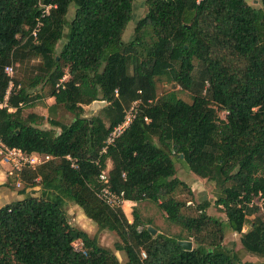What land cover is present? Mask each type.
I'll return each instance as SVG.
<instances>
[{
	"label": "trees",
	"instance_id": "1",
	"mask_svg": "<svg viewBox=\"0 0 264 264\" xmlns=\"http://www.w3.org/2000/svg\"><path fill=\"white\" fill-rule=\"evenodd\" d=\"M257 1L145 0V15L123 42L134 0H0V103L9 91L0 137L50 157L11 175L23 197L0 207V264H122L99 245L102 232L116 235L125 264H257L224 246L229 234L240 235L246 254L264 259V0ZM8 66L24 77L8 76ZM165 81L190 102L176 91L158 95ZM38 87L44 96L33 94ZM44 97L70 123L25 114ZM136 101L135 119L102 153ZM94 102L106 105L87 116L84 107ZM177 160L214 184L225 221L207 214V201L174 197L188 190L176 176ZM102 173L132 210L98 198ZM68 202L95 225L93 236L69 223ZM141 202L156 205L186 237L152 236L151 221L135 206ZM190 240V251L178 244Z\"/></svg>",
	"mask_w": 264,
	"mask_h": 264
},
{
	"label": "rangeland",
	"instance_id": "2",
	"mask_svg": "<svg viewBox=\"0 0 264 264\" xmlns=\"http://www.w3.org/2000/svg\"><path fill=\"white\" fill-rule=\"evenodd\" d=\"M145 0H134L133 2V8H132V19L128 22L127 27L124 31V34L122 36L123 42H128L133 35V30L135 27L136 22L142 18L145 15V6H144ZM247 3L251 6H258L257 0H247ZM72 15V9L69 13V17ZM66 32V30H65ZM62 46V41L58 43L56 50H60ZM38 60L33 59L30 61V66L27 68L28 72L27 74H31L33 71L32 67L37 65ZM15 66L13 68V75H15L16 71ZM25 75V72L21 73L20 69L18 68V71L15 76L18 78H23ZM68 76H65V80H67ZM47 89L45 87H38V89L33 92V94H40L45 95ZM170 91H176L178 93V97L190 102V97L186 91L181 90L179 87H174V85L170 82L165 81L162 84H158L157 86V93L158 95L170 92ZM53 99H50L48 97H44V99L37 103V106H35L32 109H26L25 114L28 112H35L38 115H42L46 118L50 119H59L63 121L65 124L70 123L72 120V116L64 111L63 108H59L56 112L52 111V109H48L49 106L53 104ZM85 111L87 112V116H89L91 111L98 110V109H92V107H84ZM96 114V113H93ZM220 117L224 118V113H220ZM46 125V124H45ZM107 167L110 168V162L107 163ZM175 168L177 171V178L184 182L188 190L179 189L174 194V197L181 201H186L187 204H193L197 205L203 201H207L210 204L209 209L207 210V214L209 216L218 218L222 221L226 220V217L224 213L219 209L217 206H215V190H214V184L212 182L202 180L197 178L192 172L189 171L186 163L182 160H177L175 163ZM23 185L21 182H19L18 177L13 178L9 174V167L2 164L0 162V207L8 204L12 201L21 199L23 196L20 195V190L22 189ZM37 190V189H36ZM257 204H263V200L260 198H257L254 200ZM133 204H126L124 205V210L126 212H129L132 210ZM138 209L140 215L145 221L150 220L152 223V227L156 230L157 233H162L167 236H177L180 235L182 237H186L185 232H183L178 226H175L168 222L165 218V214L154 204L150 202H141L135 205ZM65 212L68 216L69 223L79 228L86 233H88L90 236H93L96 233V227L95 225L87 219L81 209L77 207L76 205L72 203H67L65 205ZM130 219V217H129ZM249 226L246 225L243 228V232L248 231ZM239 234H229L225 240L223 241V244L227 248H233L234 251H236L241 259L243 261H249L257 264H264V259H260L254 256H251L249 254H246L242 249L241 245L239 243ZM118 241V238L115 234L110 232H102L99 235L98 243L101 247L109 249L112 251L118 258V260L122 263H126V256L122 252H116L114 249V243ZM189 242L192 243L190 240ZM74 247L76 249H79L81 245L79 242L73 243ZM192 247H194V244L192 243Z\"/></svg>",
	"mask_w": 264,
	"mask_h": 264
},
{
	"label": "built area",
	"instance_id": "3",
	"mask_svg": "<svg viewBox=\"0 0 264 264\" xmlns=\"http://www.w3.org/2000/svg\"><path fill=\"white\" fill-rule=\"evenodd\" d=\"M49 8L50 6L47 7L46 10H48ZM5 73L8 76H12L13 68L11 66L6 67ZM64 81H65V76L63 77L61 82H64ZM8 95H9V91H7L6 93L4 102L0 103V108L6 107V101L8 99ZM138 103H139L138 101L133 102L131 106L128 108V110H126L122 122L118 124L107 137L106 145L102 149V153H105L107 150V147L113 144L114 141L119 136H121L123 132L131 125V123L133 122L137 114ZM145 121L147 122L148 120L145 118ZM66 159L70 160V157H66ZM48 160H50L49 156H41L39 154H26L25 152H23L22 150L18 148H11L7 146L0 137V162L9 167L10 175L18 174L22 172V170L24 169L34 170L39 165L43 164L44 162ZM72 167H74V165H72ZM99 179L103 183V186L97 193L98 198L110 208H118V207L123 206L125 203L123 193H116L110 190L106 186V183H107L106 173H102L99 176ZM76 242H79L81 247L79 249H76L74 245L73 247L76 251H80L82 248V243L80 241H76ZM141 257L143 259L146 258V255L144 252L141 253Z\"/></svg>",
	"mask_w": 264,
	"mask_h": 264
},
{
	"label": "water",
	"instance_id": "4",
	"mask_svg": "<svg viewBox=\"0 0 264 264\" xmlns=\"http://www.w3.org/2000/svg\"><path fill=\"white\" fill-rule=\"evenodd\" d=\"M105 105H106L105 102H94L91 107H92V109H99V108L104 107ZM148 231L150 232V234L152 236H154L156 234V230L151 228V227L148 228ZM178 244L186 251L191 250V246H192L191 242L180 241V242H178Z\"/></svg>",
	"mask_w": 264,
	"mask_h": 264
},
{
	"label": "crops",
	"instance_id": "5",
	"mask_svg": "<svg viewBox=\"0 0 264 264\" xmlns=\"http://www.w3.org/2000/svg\"><path fill=\"white\" fill-rule=\"evenodd\" d=\"M126 204H131V203H130V202H128V201H125L124 205H126Z\"/></svg>",
	"mask_w": 264,
	"mask_h": 264
}]
</instances>
